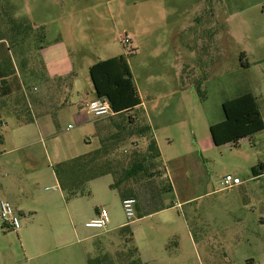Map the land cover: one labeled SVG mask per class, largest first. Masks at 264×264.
Returning a JSON list of instances; mask_svg holds the SVG:
<instances>
[{
  "label": "rangeland",
  "instance_id": "rangeland-1",
  "mask_svg": "<svg viewBox=\"0 0 264 264\" xmlns=\"http://www.w3.org/2000/svg\"><path fill=\"white\" fill-rule=\"evenodd\" d=\"M257 1L0 0V68L12 75L7 81L22 84L33 105L53 104L56 115L53 122L44 117L35 124L18 125L1 103L20 104L23 109V92L18 89L0 100V198L10 197L25 215L37 213L40 225L51 216L55 230L62 224L57 221L61 215L70 223V213L85 254L92 257L93 250L109 246L105 253L110 264H125L128 252L122 250L124 240L117 231L84 227L82 218L95 203L106 207L107 228L114 222H130L136 238L133 244L149 249L156 260L153 264H242L251 233L256 236L252 238L255 247L264 248V227L257 223L264 218V176L254 178L251 173L264 162V130L220 146L213 145L209 134V124L222 118V100L249 89L257 94L264 120V57L249 59L247 71L236 55L239 48L255 49L262 19L249 21L248 40L232 42L228 30H216V37L214 30H205L212 26L208 8L229 12ZM26 22L43 27V34L24 30ZM200 38L209 59L200 56ZM215 40L222 48L220 60L214 59L210 48ZM40 46L50 72H64L69 51L72 72L61 73L60 82L50 86L31 79ZM119 55L127 59L160 147V176L152 178L158 199L151 202L147 197L152 192L141 189L129 220L118 194L110 189V175L90 182L83 188L84 195L65 204L51 170L52 165L98 147L95 118L81 106L86 94L93 93L88 66L97 58ZM182 66L186 68L181 71ZM71 82H78L80 90L65 92ZM78 111H83L90 126L79 127L74 116ZM109 117L98 120L100 135L106 133ZM77 131L85 137L79 138ZM130 142L117 147L118 156L144 149L136 139ZM225 175L238 178L241 184L223 189ZM161 206L165 210L155 213Z\"/></svg>",
  "mask_w": 264,
  "mask_h": 264
},
{
  "label": "trees",
  "instance_id": "trees-1",
  "mask_svg": "<svg viewBox=\"0 0 264 264\" xmlns=\"http://www.w3.org/2000/svg\"><path fill=\"white\" fill-rule=\"evenodd\" d=\"M24 30L34 29L28 24L27 29ZM35 30H40L41 34L44 32L42 27ZM40 65L41 62L36 60L35 56L31 75L33 80L43 83L45 81ZM88 74L95 97L108 102L112 115L109 117L105 134L100 135L101 128L96 127L98 140L96 149L52 167L59 189L68 196L80 195L89 181L110 175L112 177L110 189L118 194L120 200L137 199L141 189L147 188L149 193L152 192L147 198L151 199V202L156 201L159 190L152 178L160 176L158 171L160 152L147 119L143 112L137 109L141 101L127 59L119 55L99 60L88 68ZM10 76L12 77L10 73H5L0 68V89L3 90L1 96L20 90L19 82L15 85L13 81H7ZM13 76L18 80L16 72ZM59 80L61 79L55 81L60 82ZM15 88L16 90L12 91ZM198 93L201 94L200 91ZM220 112L221 120L209 124V134L214 146L236 144L239 140L264 129L256 99L250 92H242L222 100ZM27 119V121L32 120L29 117ZM133 138L144 146V149L133 151L129 156H118L117 147L127 141L130 142ZM155 162H157L156 170ZM251 173L254 178L264 174V162H259L256 167H253ZM141 179L146 181L136 185V182ZM161 209H163L162 206L155 211ZM119 234L124 240L122 250L128 252L125 264H143L133 244L130 225L121 227ZM87 264L110 263L107 253H99L97 257L88 259ZM246 264L254 263L252 260H247Z\"/></svg>",
  "mask_w": 264,
  "mask_h": 264
},
{
  "label": "crops",
  "instance_id": "crops-1",
  "mask_svg": "<svg viewBox=\"0 0 264 264\" xmlns=\"http://www.w3.org/2000/svg\"><path fill=\"white\" fill-rule=\"evenodd\" d=\"M208 10L209 11L207 13L209 14V18L211 20L212 26L205 30H214L212 33V36H215V37H216V34H215L216 30L217 31L218 30L222 31L223 29L228 30L229 37L232 40V42L236 41V39H243V40L247 39L248 40V35L250 31V28L248 26L249 21L250 20L256 21L258 18L262 19L263 24L261 25L260 29L257 31V34L259 36L257 37V40H256L257 44H255L256 45L255 49L244 50V49L239 48L236 54L239 56V62H241L242 65L246 67V70L249 71L250 70L249 69L250 68L249 59L253 57L256 60V57L257 58L260 56L264 57V20H263L264 19V0H260V1L253 2V3H247V4H244V6L234 7L229 12L227 11L224 12L219 7L208 8ZM35 25H32L33 29H37L35 28ZM239 31H242V32L240 33ZM198 48H199L198 50H200L199 51L200 56L203 59L208 58V54L205 52L203 53V50L205 48L203 45V39L201 40V38L199 41ZM210 48L213 51L214 59L219 58L220 60V56H222V50H221L222 48L216 44V40L214 41V43L212 44ZM42 49H43V46H40L39 50L37 51L36 60L41 62V65H40L42 67L41 73L45 81L43 82V84L45 86H50V84H52L53 81L62 78L61 73H66V74L71 73L72 72L71 66L73 68V65L71 63V59L69 58V51H68L65 54V59H66L65 62L67 64V68H65L64 72H50L47 69V66L43 63V60L41 58ZM111 57L113 56H109L104 59L97 58V60L92 62L88 66V68L99 60H105ZM183 67L184 66H182L181 71ZM132 78H133V82L136 86V89H137V92H138V95L141 101V104L137 107V109L143 112V115L147 119L151 129H153V122L148 114V108L146 106V103H144L141 98L140 92L137 88L136 82L134 81L133 75H132ZM19 86H20V90L23 92L22 94H23V98L25 101V105L23 109L20 108V104L17 105L15 103L12 104V103H5V102L1 103L2 105L5 106V109H3V111H6V113H10L12 116H14V118L16 119V123L18 125L35 124L38 122L39 119L41 120L44 117L50 118L52 122L56 120V115L52 113V111L54 110L53 104L44 105V104L37 102V103H34L33 105L34 99H31L27 97L26 94H24V91L22 90V84L20 82H19ZM72 89L79 91L80 90L79 83L71 82L68 86H65L64 91L68 92L69 90H72ZM14 90H16V88L13 89L12 91ZM48 90H50V88H48ZM1 91L3 90L0 89V100L7 99L8 97H12L16 92L14 91L6 96H1ZM246 92H250L255 97L259 112L263 120V116H262L260 106L258 104V100L256 96L257 94H255L253 90L251 89L247 90ZM86 95L88 98L86 100H81V106H83L85 109H86L87 103L96 99L94 90L92 94H86ZM64 105H66V103L63 105L57 104V106L59 107L60 106L62 107ZM74 116H75L76 121H78V125H80L79 127L84 128L86 126L91 125V122H88L87 120H85L86 118H84L83 111H78L74 113ZM28 117L29 119L31 118L32 120L27 121ZM99 119L101 118H95V120L93 121V124H95V136H96L97 122ZM263 123H264V120H263ZM69 129H72V127L70 126ZM76 134L79 136V138L85 137L86 135L85 133L79 132V131H77ZM154 138L156 140L158 149L160 150L159 143L155 135H154ZM0 142H1V139H0ZM64 161L66 160H63L61 162H64ZM52 167L53 165L51 166V170H52ZM262 175L264 176V174ZM94 180L89 181L85 186H88L90 182ZM56 184H57V181H56ZM57 187H58V184H57ZM48 190H51V188H49ZM58 193L60 194L61 199L65 204L68 199L81 197L82 195H84V192H83L80 195L68 196L65 192L61 191L59 187H58ZM8 198H7V195H5V198L3 199L0 198V200H6L11 203V205L13 206V208L15 209V211L18 213L20 217L21 228L16 232L14 231V233L12 234L11 230L5 229L2 225H0V264H87L88 259H93L97 257L99 253L105 254V251L107 249L108 250L111 249L109 248V246H106V245L102 246L99 249V251L94 252L93 250L92 257H88L87 254H85V252L81 248L80 242L77 239V230L75 229V225L72 222L70 213H68L70 223H65L64 217H62L61 215L57 221L61 222L62 224L58 226L59 228L57 230H55L54 228L55 223L51 216L46 217L45 219L46 223L43 225L42 224L40 225L38 224V221H37V213L28 212L30 214L25 215L26 211L17 210L14 206L16 204L12 202V199L10 197ZM101 207L106 209L104 205H98L96 203L92 204L91 207L88 208L82 220L86 222L92 217H94L98 209ZM66 210L68 211L67 205H66ZM164 210L165 208L162 210L156 211L155 213H159L160 211H164ZM74 216H76L75 213H74ZM109 222H110V219H109ZM257 223L259 227L263 228L264 218L260 217ZM126 224H130V222H123V221L114 222L112 223V226L110 228H106L102 232L110 233L112 231H117L119 233V229ZM24 225H27V227L25 229H22ZM94 236H95L94 234L86 236L84 240H89L90 238H93ZM249 237H250V240H248V246L250 249L246 251V255L241 258V263L246 264L247 260H252L254 264L255 263L264 264V248L261 247V249H259L255 247L256 241L252 238H255L256 236L253 233H251V235L249 234ZM262 238L264 239V236H262ZM132 239H133V242H135L136 238L134 237V232H132ZM134 245H136V243ZM136 248L139 254V258L143 264H153L156 261L152 252L149 249L146 250L145 247H141L138 244L136 245ZM225 259L228 263L229 262L232 263V260L230 258L227 259L226 257Z\"/></svg>",
  "mask_w": 264,
  "mask_h": 264
},
{
  "label": "built area",
  "instance_id": "built-area-1",
  "mask_svg": "<svg viewBox=\"0 0 264 264\" xmlns=\"http://www.w3.org/2000/svg\"><path fill=\"white\" fill-rule=\"evenodd\" d=\"M86 108L94 118H103L112 115L111 108L105 99L96 98L87 103ZM70 128V126H68ZM221 184L223 189L231 190L241 184L240 180L232 175H225ZM49 188H46L48 190ZM122 208L126 218L129 220L133 216V208L136 204L134 198L121 200ZM0 223L8 230L18 231L21 228L20 217L10 202L0 200ZM109 217L106 209L99 208L94 217L84 223V227L91 230L103 231L107 228Z\"/></svg>",
  "mask_w": 264,
  "mask_h": 264
}]
</instances>
